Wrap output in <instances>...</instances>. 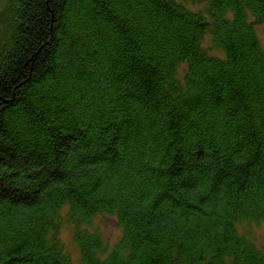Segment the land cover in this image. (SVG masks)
I'll use <instances>...</instances> for the list:
<instances>
[{
	"label": "trees",
	"instance_id": "1",
	"mask_svg": "<svg viewBox=\"0 0 264 264\" xmlns=\"http://www.w3.org/2000/svg\"><path fill=\"white\" fill-rule=\"evenodd\" d=\"M2 3L0 264H264V0Z\"/></svg>",
	"mask_w": 264,
	"mask_h": 264
},
{
	"label": "rangeland",
	"instance_id": "2",
	"mask_svg": "<svg viewBox=\"0 0 264 264\" xmlns=\"http://www.w3.org/2000/svg\"><path fill=\"white\" fill-rule=\"evenodd\" d=\"M2 2L3 0H0V7L3 5ZM189 5L195 10L205 11L206 8L203 3ZM258 32L262 41H264L263 28L258 27ZM204 46L211 55H222L221 51H219V49L213 44L209 34L205 36ZM95 226L101 230L104 239L110 246L117 244L122 236V229L119 227L114 217L100 215L95 219ZM239 229L243 234L250 236V238L258 246H264V222L261 224L243 223L240 225ZM60 237L66 247V250L70 253L73 264H84L81 260L79 248L73 239L72 227L65 218L63 219V224L60 230Z\"/></svg>",
	"mask_w": 264,
	"mask_h": 264
}]
</instances>
